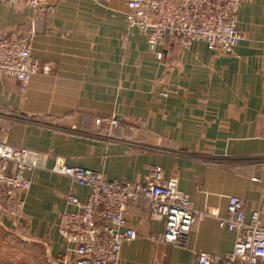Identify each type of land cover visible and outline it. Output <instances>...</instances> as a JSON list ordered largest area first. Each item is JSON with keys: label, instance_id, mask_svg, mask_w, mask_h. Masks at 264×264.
I'll use <instances>...</instances> for the list:
<instances>
[{"label": "crops", "instance_id": "1", "mask_svg": "<svg viewBox=\"0 0 264 264\" xmlns=\"http://www.w3.org/2000/svg\"><path fill=\"white\" fill-rule=\"evenodd\" d=\"M126 10L127 0H47L38 9L0 0V36L33 31L31 54L47 70L25 91L0 82V142L29 148L38 166L25 171L22 216L0 213V264H53L66 250L59 214L80 211L68 194L85 201L90 188L53 170L63 164L132 183L161 166L207 213L178 247L161 241L165 222L148 200L128 203L137 235L123 243L119 264H198L196 252H231L236 233L215 217L226 215L231 195L243 199L247 220L264 216V0L243 3V38L225 55L164 36L158 58Z\"/></svg>", "mask_w": 264, "mask_h": 264}, {"label": "built area", "instance_id": "2", "mask_svg": "<svg viewBox=\"0 0 264 264\" xmlns=\"http://www.w3.org/2000/svg\"><path fill=\"white\" fill-rule=\"evenodd\" d=\"M9 5L38 9L47 0H5ZM246 0H127L125 19L147 36L148 47L158 58V44L164 36L181 37L185 46L202 41L216 54L235 50L243 33L237 29L238 12ZM34 32L25 36H0V82L13 79L25 91L41 69L31 54ZM264 93V82H263ZM101 123L102 119L96 120ZM112 126L118 120L110 119ZM38 167L32 152L25 146L0 142V213L13 220L23 214L31 181L25 171ZM75 183L90 188L85 201L73 191L70 204L78 210L59 214L58 232L66 246L53 264H119L122 245L137 235L128 224L125 212L130 202L149 201L151 215L164 220L161 241L187 247L193 226L206 212L197 210L189 196L179 188V178H163L161 166H150L142 182L107 179L103 173L63 164L53 168ZM220 227L236 233L231 252L224 256L196 252L198 264H264V216L258 211L247 220L243 199L228 197L227 213L216 215Z\"/></svg>", "mask_w": 264, "mask_h": 264}, {"label": "trees", "instance_id": "3", "mask_svg": "<svg viewBox=\"0 0 264 264\" xmlns=\"http://www.w3.org/2000/svg\"><path fill=\"white\" fill-rule=\"evenodd\" d=\"M173 37V36H172ZM174 37H176V36H174ZM179 38H181V37H179ZM183 39V38H182Z\"/></svg>", "mask_w": 264, "mask_h": 264}]
</instances>
